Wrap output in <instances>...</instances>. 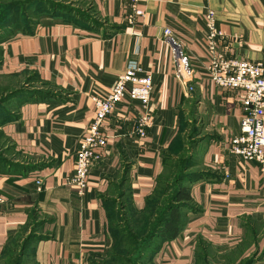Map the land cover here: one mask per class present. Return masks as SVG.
<instances>
[{
	"label": "crops",
	"instance_id": "obj_1",
	"mask_svg": "<svg viewBox=\"0 0 264 264\" xmlns=\"http://www.w3.org/2000/svg\"><path fill=\"white\" fill-rule=\"evenodd\" d=\"M83 1L91 14L38 24L33 34L17 32L1 44V72L33 71L50 95L26 100L17 118L2 126L20 153L16 162L31 169L0 172V255L11 234L41 220V234L48 237L33 246L36 264H91L110 241L105 200L122 191L130 207L143 209L162 171V152L186 132H181V114L191 115V133L199 137L191 151L208 177L191 183L196 210L188 212L175 239L161 244L153 263L192 264L199 238L216 250L232 249L243 240L250 249L263 250L264 173L228 149L243 112L235 92L216 85L206 69L205 16L213 11L225 34V56L264 60V0ZM132 7L143 14L129 23ZM165 27L184 41L191 56L190 92L172 77L170 47L162 39ZM130 58L152 76L150 101L142 107L125 100L105 119L102 157L78 194L67 180L94 117L91 96L110 91ZM185 103L192 104L191 113L184 111ZM142 114L149 116V125L145 135L137 136L130 132Z\"/></svg>",
	"mask_w": 264,
	"mask_h": 264
},
{
	"label": "trees",
	"instance_id": "obj_2",
	"mask_svg": "<svg viewBox=\"0 0 264 264\" xmlns=\"http://www.w3.org/2000/svg\"><path fill=\"white\" fill-rule=\"evenodd\" d=\"M46 1L47 4H50L47 5L49 6V8L47 7L49 14H47V18H42L40 17V11L43 10L41 7L45 5ZM48 1L49 0H25L22 2L23 12L26 14V19L24 21L21 20L22 16L17 15L19 10H16V13L6 16L3 20H1L0 44L17 32L33 34L34 29L38 24H48L57 20V18L60 19L66 15H75L82 18L87 14L85 12L73 13L72 10H67L65 4H58L54 1ZM62 1L66 2L70 0ZM38 4H40L41 7ZM14 5L11 7V9L14 7ZM94 24L97 25L96 22ZM0 52L2 57V49ZM1 61L2 59L0 60V64ZM26 71L27 70H24L18 73L25 74ZM29 72L30 78L28 81L36 80V82L47 85V83L40 81L38 75L35 72ZM18 73L12 72L10 74H15L17 76ZM2 92L8 94L5 100L0 101V104L8 103L9 108L5 109L4 111L2 110V119H0V172H26L31 169V166L16 162V159L20 156V153L16 150L14 143L3 131L2 126L6 122L15 120L17 118L18 109L23 102L32 98H44L50 94L45 90H41L40 88L27 91L24 87L17 90L0 89V95ZM181 134L182 133H179L177 136H175L167 149L162 152V171L156 177L155 185L149 195L146 197L145 205L141 211H135L132 206L130 207L126 197L121 198L123 196L122 191L118 193L117 198H109L105 200L107 231L110 241L107 247L99 255L95 256L94 259H92L91 264H103V262L104 264H153L152 258L161 244L163 242L175 239L181 233L187 222L188 212L196 210L191 196L190 185L194 181L206 179L208 177V173L204 171H190V169L197 167L199 163L198 160L192 156V154L184 156V153L186 152L184 151L185 146L182 143V138L180 137ZM169 166L171 167L172 173H170V175H166V170ZM122 181H124V178ZM123 199L125 200V203L121 201ZM118 204L120 207L116 206ZM122 210L124 211L122 212ZM128 212L134 215L135 218V227L132 229L135 234L128 232L126 233L127 236H125V238H127L129 241L128 243H130L133 251L131 253V259L122 253L113 251L117 247V237H119L123 232V226L120 229L115 227H118V225L121 224V221L122 224L127 222V220L121 219L122 216L119 215L123 214L124 216L129 214ZM116 216H118L121 221L116 222ZM42 223L43 222L41 220L33 221L30 231L21 241V244L17 242L16 238L20 232L26 230V226L17 229L15 233L11 234L7 241V245L0 255V264H11V253L16 247V255L15 258L12 259L14 260L12 264H23V261L26 257L29 258L31 263L36 264L32 258L33 246L36 242L47 239L48 237L47 235L38 232ZM115 224L116 226H113ZM12 241L16 247L10 250L9 245ZM244 245L248 247L250 242L248 243L246 240H243V242L238 244L236 247L226 251L229 252L236 250L238 251L239 256H241L246 248L245 247L243 249ZM212 249L214 250L210 244L201 238L197 239L194 251V262L192 264H198L201 259L209 256L210 251H213ZM263 251L264 248L261 250V252ZM143 258L145 260L147 259L145 263L143 262Z\"/></svg>",
	"mask_w": 264,
	"mask_h": 264
},
{
	"label": "built area",
	"instance_id": "obj_3",
	"mask_svg": "<svg viewBox=\"0 0 264 264\" xmlns=\"http://www.w3.org/2000/svg\"><path fill=\"white\" fill-rule=\"evenodd\" d=\"M140 14H143L142 10L132 7L126 19L132 23L134 16ZM205 29L206 69L210 79L221 88L234 91L243 112L239 132L230 137L228 149L243 160L257 163L259 170L264 173V60L250 61L225 56L221 48L225 34L218 28L214 12L211 10L205 16ZM162 35L163 41L170 47L173 79L183 92L192 91L193 62L186 52L184 41L170 27L163 28ZM151 91V74L144 70L136 59L130 58L110 91L103 95L91 96L94 117L79 141L75 151L74 170L67 180L68 184L77 187L78 194L87 188L91 166L102 157L107 140L105 119L125 100L146 107ZM148 125L149 116L139 115L130 133L143 136ZM35 182L37 185L41 184L40 179Z\"/></svg>",
	"mask_w": 264,
	"mask_h": 264
},
{
	"label": "rangeland",
	"instance_id": "obj_4",
	"mask_svg": "<svg viewBox=\"0 0 264 264\" xmlns=\"http://www.w3.org/2000/svg\"><path fill=\"white\" fill-rule=\"evenodd\" d=\"M25 0H0V21L3 20L6 16H10L13 13H16V10H19L17 12L18 16H22L21 20L24 21L26 19V14L23 12V6H22V2ZM50 1H54L57 2L58 4H65L67 10H72L73 13L76 12H85L88 14L92 13V9L87 5L86 2H84L83 0H70V1H62V0H49ZM21 3V4H20ZM17 4V5H14ZM37 4V3H35ZM14 5V7L11 9V7ZM40 6V4H38ZM50 4H47V1L45 3V5L41 8H43L41 12L40 17L42 18H47L49 14V11L47 10L49 8ZM48 7V8H47ZM39 18V17H37ZM53 20V19H52ZM13 36V35H12ZM11 36V37H12ZM10 38V37H9ZM8 38V39H9ZM6 41V40H5ZM2 44V43H1ZM0 44V50L2 49V46ZM2 59L1 57V52H0V60ZM24 71V70H23ZM20 72V71H19ZM18 73V72H16ZM25 73V72H24ZM27 75V77H26ZM30 78V72L27 70L25 74L23 73H18V75L16 76L15 74L12 75L10 73H5V72H1L0 70V89L2 90H17V89H22L23 87L26 88V90H33L35 88H41V90H46V86L36 82V80H31L28 81V79ZM8 93H4L2 92L0 95V101L5 100V98L7 97ZM185 110L187 112V110L192 111V104H187L185 103ZM9 108V104L8 103H2L0 104V119H2V115L1 112L2 110L4 111L5 109ZM184 113V112H183ZM191 113V112H190ZM181 118H182V129H185L186 132H184L183 134L180 135V137L182 138V143L185 146L184 151L186 153H184V156H188L190 154H192V156L194 155L191 151L192 147L196 144L197 140L199 139V137L195 138V135L193 133H191V126H192V121H191V115L189 114L187 115H183L181 114ZM189 120V122H188ZM9 158V157H8ZM198 170L197 167H194L192 169H190V171H195ZM170 173H172L171 167L169 166L166 170V175H170ZM165 175V174H164ZM169 177V176H167ZM170 178V177H169ZM122 202L125 203V200H121ZM117 207H120L119 204L116 205ZM124 210H122L123 212ZM129 214H126L123 216V214L119 215L122 216L121 219H125L127 220L126 223L122 224L121 219L118 218V216H116L115 221H121V224L118 225V227H115L117 229H120L123 226V232L122 234L117 237L118 242H116V249H114L113 251L117 252V253H122L125 256H127L129 259H131V253L132 248L130 243H128L129 241L127 240V238H125L126 233H133V227H135V222H134V215H132L130 212H128ZM131 214V215H130ZM114 217V216H113ZM112 218V216H111ZM113 226H116L113 225ZM31 229V228H30ZM29 230H24L22 232L19 233V235H17V242L19 244H21V241L25 238V236L28 234ZM129 230V231H128ZM39 233H41V230L39 228ZM143 233V232H141ZM14 241V240H13ZM10 242V250L14 249L16 247V245L14 244V242ZM246 247V248H245ZM251 246L248 245V247L246 245L243 246V249L245 248V250L243 251L242 255L239 256L238 251L233 250V251H226V250H216V249H212L213 251H210L209 256H207L204 259H201L200 262L198 264H264V251L263 252H257V249L255 247H252V249H250ZM16 250L17 247L15 248V250L11 253V264L14 260H12L13 258H15L16 255ZM153 259V258H152ZM147 261V259L145 260L143 258V262L145 263ZM103 262V261H101ZM23 264H33L31 263V261L29 260L28 257H26L23 261ZM104 264V262H103ZM117 264H122V263H117ZM131 264H135V263H131ZM142 264V263H140ZM146 264V263H145ZM154 264V263H153Z\"/></svg>",
	"mask_w": 264,
	"mask_h": 264
}]
</instances>
